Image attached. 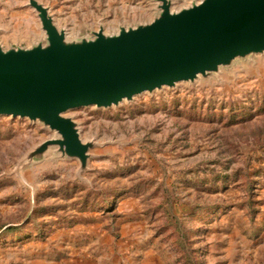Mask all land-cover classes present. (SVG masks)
I'll return each instance as SVG.
<instances>
[{"label":"rangeland","instance_id":"1","mask_svg":"<svg viewBox=\"0 0 264 264\" xmlns=\"http://www.w3.org/2000/svg\"><path fill=\"white\" fill-rule=\"evenodd\" d=\"M70 43L150 24L159 0H37ZM172 9L201 0H169ZM0 0V46L46 44ZM86 167L0 115V264H264V53L109 108L70 110Z\"/></svg>","mask_w":264,"mask_h":264},{"label":"water","instance_id":"2","mask_svg":"<svg viewBox=\"0 0 264 264\" xmlns=\"http://www.w3.org/2000/svg\"><path fill=\"white\" fill-rule=\"evenodd\" d=\"M159 2L160 16L150 24L70 43L48 9L30 0L47 43L0 46V115L40 121L58 133L31 157L58 147L86 167L92 144L65 116L70 110L109 108L264 53V0H201L178 11Z\"/></svg>","mask_w":264,"mask_h":264}]
</instances>
